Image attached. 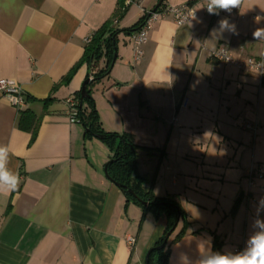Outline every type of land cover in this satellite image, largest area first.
<instances>
[{
	"label": "crops",
	"instance_id": "crops-1",
	"mask_svg": "<svg viewBox=\"0 0 264 264\" xmlns=\"http://www.w3.org/2000/svg\"><path fill=\"white\" fill-rule=\"evenodd\" d=\"M158 1L141 6L150 11ZM117 3L0 0V79L14 81L24 99L15 108L0 95V146L20 177L16 191L0 195V264H145L166 228L163 214L127 200L106 177L105 142L86 137L67 116L66 99L80 93L89 73L86 39L111 21ZM183 3L197 17L188 25L154 21L138 61L133 33L124 30L142 12L129 7L110 26L117 35L108 75L91 86L103 131L137 146L144 191L174 198L185 214L168 264H196L215 239L220 253L245 248L259 230L255 220H264V210L257 213L264 178L248 190L245 177L251 164L264 165V85L256 72L211 58L218 47L236 58L264 57V39L252 35L264 28V0H243L240 14L219 15L206 13L204 0H162ZM223 18L236 34L219 30ZM248 121L256 122V137L243 128Z\"/></svg>",
	"mask_w": 264,
	"mask_h": 264
},
{
	"label": "trees",
	"instance_id": "trees-1",
	"mask_svg": "<svg viewBox=\"0 0 264 264\" xmlns=\"http://www.w3.org/2000/svg\"><path fill=\"white\" fill-rule=\"evenodd\" d=\"M161 5L162 3L159 6ZM122 8L123 0H118L116 11L111 21L102 29L92 33L89 41L85 44L82 62L88 66L93 79L85 86L87 95L82 99L80 98V93L76 96L79 101L78 118L86 130V137H99L109 148L111 155L109 161L106 163L108 175L111 181L118 184L117 186L124 193L126 199L133 201L144 209L150 210L155 217L161 214L165 216L166 228L157 241L147 250L145 264H168L171 244L180 239L185 233L187 225L185 214L174 198L155 197L150 191H144L142 187L143 178L136 171L137 146L124 135L103 131L91 95V86L102 77L108 75L115 60L117 30L112 31L110 26L113 24L114 19L119 21L126 13L127 9L122 10ZM143 21L144 17H140L132 28L126 29L124 32L132 34L138 31ZM102 58H104L105 66L98 68V64ZM95 68L97 70L93 72ZM261 84L264 85V81ZM23 115L24 113L21 112V120ZM129 191H132L134 195ZM178 218V223L179 221L182 222L181 229L172 240L168 241L170 235L176 231L177 223L169 237L165 240V235L172 229ZM213 252H219V243L216 239L213 244Z\"/></svg>",
	"mask_w": 264,
	"mask_h": 264
},
{
	"label": "built area",
	"instance_id": "built-area-1",
	"mask_svg": "<svg viewBox=\"0 0 264 264\" xmlns=\"http://www.w3.org/2000/svg\"><path fill=\"white\" fill-rule=\"evenodd\" d=\"M206 3L207 0H204V8L206 13H208L207 8L205 7ZM141 4L142 0H123L122 10H126L132 5H138L142 12L141 17H144V21L139 30L132 34V50L134 61H138L141 58V46L146 42L148 31L154 21L164 17H169L177 25H188L197 17V11L191 3H183L180 5H161L157 9L150 11H146L143 6H141ZM241 9L242 3L239 7L233 8L230 13L219 10V14H240ZM117 22V19L113 20V24H116ZM89 37L86 39V42L89 41ZM211 58L215 61L223 62L225 64H235L244 70L254 71L258 74L260 84L262 81H264V57L258 59L236 58L232 56V54H230L226 48L218 47L211 52ZM0 95H2L9 102V104L15 108L24 106L21 88L12 80L0 79ZM65 102L67 105V116L69 121L80 122L78 118V99L76 97H68ZM186 105L187 100L184 99L182 106L185 107ZM243 128L249 130L252 133V136L256 137L257 124L255 121L246 122L243 125ZM245 177L247 179V186L249 190L255 186L257 179L264 178V165L251 164L245 171ZM127 240L129 244L134 242V239L131 237H128ZM243 249L244 247L242 245H237L231 251L226 253H236Z\"/></svg>",
	"mask_w": 264,
	"mask_h": 264
},
{
	"label": "clouds",
	"instance_id": "clouds-1",
	"mask_svg": "<svg viewBox=\"0 0 264 264\" xmlns=\"http://www.w3.org/2000/svg\"><path fill=\"white\" fill-rule=\"evenodd\" d=\"M242 0H207L206 8L209 14L219 15V10L231 12L233 8L239 7ZM219 30L235 33V25H230L227 18L219 22ZM256 40L264 39V28H257L253 32ZM9 162V149L0 146V195H8L16 191L20 184L18 174L10 170L6 165ZM264 210V199L257 207V213ZM255 228L259 229L247 240L246 247L236 253L210 252L207 258L201 257L196 264H264V220L256 219Z\"/></svg>",
	"mask_w": 264,
	"mask_h": 264
},
{
	"label": "water",
	"instance_id": "water-1",
	"mask_svg": "<svg viewBox=\"0 0 264 264\" xmlns=\"http://www.w3.org/2000/svg\"><path fill=\"white\" fill-rule=\"evenodd\" d=\"M161 3H162V0H159L157 5L155 6V8L158 7ZM155 8L153 10H155ZM88 75H89V77L82 83V86H81V90H80V98L81 99L87 95L86 89H85L86 84H88L93 79L90 71H89ZM104 173H105L106 177L108 179H110V177L108 175V171H107V164L105 165ZM116 185H118V184H116ZM129 192L134 195V193L132 191H129ZM178 220H179V218L177 219V221H176L175 225L172 227V229L165 235V240L169 237V235L171 234V232L173 231V229L177 225Z\"/></svg>",
	"mask_w": 264,
	"mask_h": 264
},
{
	"label": "rangeland",
	"instance_id": "rangeland-1",
	"mask_svg": "<svg viewBox=\"0 0 264 264\" xmlns=\"http://www.w3.org/2000/svg\"><path fill=\"white\" fill-rule=\"evenodd\" d=\"M133 6V5H132ZM132 6H130V7H132Z\"/></svg>",
	"mask_w": 264,
	"mask_h": 264
}]
</instances>
